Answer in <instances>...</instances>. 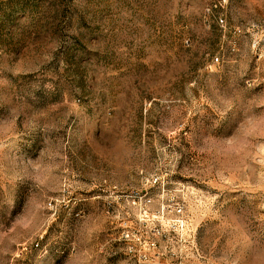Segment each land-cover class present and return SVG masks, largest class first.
<instances>
[{
	"label": "rangeland",
	"instance_id": "obj_1",
	"mask_svg": "<svg viewBox=\"0 0 264 264\" xmlns=\"http://www.w3.org/2000/svg\"><path fill=\"white\" fill-rule=\"evenodd\" d=\"M225 1L0 0V264H264V11Z\"/></svg>",
	"mask_w": 264,
	"mask_h": 264
},
{
	"label": "crops",
	"instance_id": "obj_2",
	"mask_svg": "<svg viewBox=\"0 0 264 264\" xmlns=\"http://www.w3.org/2000/svg\"><path fill=\"white\" fill-rule=\"evenodd\" d=\"M227 4L229 3L232 5L233 3H236L237 1L235 0H226L225 1ZM241 9H253L255 11H264V0H243L240 2ZM243 10V11H244ZM251 19H254L252 17H248ZM241 28V29H240ZM240 28L236 29L234 32L237 31H243L246 34H250L251 36L264 33V22H259L258 20H251L248 22H245ZM262 48L264 49V44H262Z\"/></svg>",
	"mask_w": 264,
	"mask_h": 264
},
{
	"label": "built area",
	"instance_id": "obj_3",
	"mask_svg": "<svg viewBox=\"0 0 264 264\" xmlns=\"http://www.w3.org/2000/svg\"><path fill=\"white\" fill-rule=\"evenodd\" d=\"M218 25L223 29V30H225L226 29V22H225V20L224 19H219L218 21ZM261 46V41H259V40H257L256 38H254V40H253V47H260ZM219 63V58H215L214 60H213V64H218ZM177 212L178 213H182V209H180V208H178L177 209ZM153 246L154 247H156V245L155 244H153ZM164 253H156V258H146V261L147 262H150V263H153V264H158V263H155V261L157 260V259H160V258H163L164 257ZM154 259V260H153ZM160 264H193V263H189V262H187L186 260H184V259H181V260H179V261H177V262H175V263H169L168 261H166V262H163V263H160Z\"/></svg>",
	"mask_w": 264,
	"mask_h": 264
}]
</instances>
